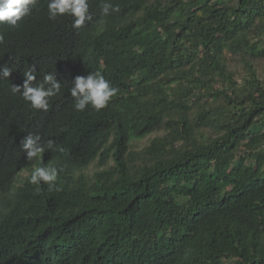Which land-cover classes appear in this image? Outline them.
Instances as JSON below:
<instances>
[{"label": "trees", "instance_id": "1", "mask_svg": "<svg viewBox=\"0 0 264 264\" xmlns=\"http://www.w3.org/2000/svg\"><path fill=\"white\" fill-rule=\"evenodd\" d=\"M89 2L81 29L47 0L0 24V264H264V0H111L102 24ZM32 65L62 86L47 111L11 91ZM97 71L118 93L76 111ZM28 134L66 149L41 157L58 191Z\"/></svg>", "mask_w": 264, "mask_h": 264}, {"label": "clouds", "instance_id": "2", "mask_svg": "<svg viewBox=\"0 0 264 264\" xmlns=\"http://www.w3.org/2000/svg\"><path fill=\"white\" fill-rule=\"evenodd\" d=\"M38 0H0V24H7L11 28H16L19 23L26 17L35 6ZM48 18L56 20L58 17L69 16L72 18V27L81 29L87 23L93 22V12L90 11L89 0H47ZM101 20L108 17L113 12H118V6L114 5L111 0H100L99 3ZM3 36L0 35V42ZM13 69L0 65V77L8 78L11 76ZM24 81L22 85L11 84L13 93H21L24 100L30 108L47 111L49 109L50 99L61 94V83L57 81L53 73H44L43 82L34 86L37 80V69L35 65L27 68L23 73ZM119 89L111 81L105 78L99 71L90 72L88 75H77L71 82L69 93L74 98V109L84 111L89 106L99 111L107 107L109 101L118 93ZM41 136L38 134H28L20 142V147L26 155L29 162L39 160L41 166L33 167L29 182L36 186L37 192L43 183L47 186L49 192L58 191L56 184L59 174L63 168L55 164H43L42 154L46 149L65 153L66 149L62 146H55L54 141L48 140L41 143ZM26 172H23L22 177ZM21 183V181L19 182ZM22 184V183H21Z\"/></svg>", "mask_w": 264, "mask_h": 264}, {"label": "rangeland", "instance_id": "3", "mask_svg": "<svg viewBox=\"0 0 264 264\" xmlns=\"http://www.w3.org/2000/svg\"><path fill=\"white\" fill-rule=\"evenodd\" d=\"M143 143V142H142ZM140 145H143V144H140ZM25 175H28V173L26 172Z\"/></svg>", "mask_w": 264, "mask_h": 264}]
</instances>
